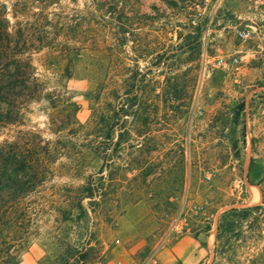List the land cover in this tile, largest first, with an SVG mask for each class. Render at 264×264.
<instances>
[{
  "label": "rangeland",
  "instance_id": "1",
  "mask_svg": "<svg viewBox=\"0 0 264 264\" xmlns=\"http://www.w3.org/2000/svg\"><path fill=\"white\" fill-rule=\"evenodd\" d=\"M193 14L190 0H0L40 84L0 146L27 139L42 172L0 209V264H208L219 214L264 201V29L202 39ZM220 53L238 65L216 67Z\"/></svg>",
  "mask_w": 264,
  "mask_h": 264
},
{
  "label": "trees",
  "instance_id": "2",
  "mask_svg": "<svg viewBox=\"0 0 264 264\" xmlns=\"http://www.w3.org/2000/svg\"><path fill=\"white\" fill-rule=\"evenodd\" d=\"M0 22L3 23V18ZM1 25L0 122L14 123L18 119L15 104L35 99L40 84L29 59L21 57L24 38L20 33L14 38ZM24 141L27 139L0 146V209L7 197L32 191L40 180V162L24 148L27 147ZM82 192L85 194L87 190L83 188ZM260 242L263 245L259 247ZM253 248L255 254L249 253ZM212 254L208 264H264V201L253 206L230 207L219 214Z\"/></svg>",
  "mask_w": 264,
  "mask_h": 264
},
{
  "label": "built area",
  "instance_id": "3",
  "mask_svg": "<svg viewBox=\"0 0 264 264\" xmlns=\"http://www.w3.org/2000/svg\"><path fill=\"white\" fill-rule=\"evenodd\" d=\"M190 9L194 12L192 23H198L202 30V39L215 26L227 29L233 38L242 42L251 39L256 30L264 29V0H190ZM201 58L205 62L207 54L203 52ZM239 61L238 56L225 57L221 53L212 60L222 69L235 67ZM140 264H155L153 254Z\"/></svg>",
  "mask_w": 264,
  "mask_h": 264
}]
</instances>
